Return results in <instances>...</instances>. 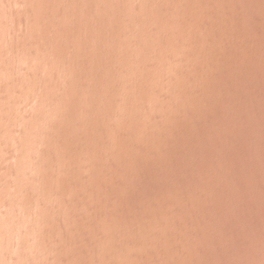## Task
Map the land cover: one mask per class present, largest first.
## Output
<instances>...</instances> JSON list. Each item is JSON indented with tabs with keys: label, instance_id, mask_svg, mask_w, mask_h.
Masks as SVG:
<instances>
[{
	"label": "rangeland",
	"instance_id": "374dc122",
	"mask_svg": "<svg viewBox=\"0 0 264 264\" xmlns=\"http://www.w3.org/2000/svg\"><path fill=\"white\" fill-rule=\"evenodd\" d=\"M39 1L0 0V264H264V0Z\"/></svg>",
	"mask_w": 264,
	"mask_h": 264
},
{
	"label": "bare ground",
	"instance_id": "6f19581e",
	"mask_svg": "<svg viewBox=\"0 0 264 264\" xmlns=\"http://www.w3.org/2000/svg\"><path fill=\"white\" fill-rule=\"evenodd\" d=\"M1 1H2V0H1ZM40 1L42 2V4H43L44 2H45V4H46V1H47V0H46V1H45V0H40ZM40 1H39V2H40ZM43 1H44V2H43ZM54 1H55V0H54ZM7 2H8V1H7ZM23 2H25V1H23ZM33 2H34V1H33ZM41 2H40V3H41ZM48 2H49V1H48ZM1 3H2V2H1ZM1 3H0V4H1ZM10 3H11V2H10ZM26 3H27V2H26ZM7 4H8V3H7ZM18 4H19V3H18ZM27 4H28V3H27ZM31 4H32V3H31ZM31 4H30V5H31ZM45 4H44L43 7H45ZM48 4H49V3H48ZM2 5H3V4H2ZM5 5H6V4H5ZM8 5H9V4H8ZM11 5H12V4H10V7H11ZM38 5H39V4H38ZM40 5H41V4H40ZM0 6H1V5H0ZM6 6H7V5H6ZM20 6H21V5H20ZM26 6H27V5H25V7H26ZM31 6H32V5H31ZM41 6H42V5H41ZM8 7H9V6H7V9H8ZM10 7H9V8H10ZM12 7H13V5H12ZM17 7L19 8L18 5H17ZM25 7H24V8H25ZM28 7H30V6L28 5ZM5 8H6V7H3V9H5ZM14 8H15V6L13 7V9H14ZM22 8H23V6L21 7V9H22ZM24 8H23V9H24ZM26 8H27V7H26ZM26 8H25L23 11H25ZM30 8H32V7H30ZM35 8H36V6H35ZM39 8H40V9H38V8H37V9L41 11V7H39ZM45 8H48V7H45ZM45 8H44V9H45ZM3 9H2V10H3ZM10 9H11V8H10ZM10 9H8L9 13H8V11L5 9V10L7 11L8 14H10V13L13 11V9H11L12 11H10ZM33 9H34V8H33ZM37 9H36V10H37ZM42 10H43V9H42ZM28 11H29V9L27 8V11H25V12L28 13ZM34 11H35V10H34ZM31 12H32V11H31ZM35 12H36V11H35ZM38 12H39V11H38ZM41 12L43 13V12H45V11H41ZM14 13H17V12H14ZM39 13H40V12H39ZM42 13H41V14H42ZM11 14H12V13H11ZM23 14H24V12H23ZM28 14H30V11H29ZM28 14H26V15H28ZM33 14H34V13H33ZM12 15H14V14H12ZM15 15H16V14H15ZM18 15H19V14H18ZM18 15H17V16H18ZM24 15H25V14H24ZM24 15H23L24 18H25V17L29 18L28 16H26V15L24 16ZM38 15H40V14H38ZM0 16H1V13H0ZM6 16H7V18H9L8 15H6ZM34 16H35V15H34ZM34 16H33V17H34ZM42 16H43V14H42ZM19 17H20V15H19ZM31 17H32V16H30V18H31ZM33 17H32L31 19H33ZM36 17H37V16H36ZM12 18H13V17H12ZM17 18H18V17H17ZM27 18H26V19H27ZM37 18H38V17H37ZM39 18H41V15H40ZM43 18H44V17H43ZM43 18H41V19H43ZM0 19H1V18H0ZM5 19H6V18H5ZM9 19H10V18H9ZM15 19H16V18H15ZM44 19H45V18H44ZM3 20H4V19H3ZM13 20H14V19H13ZM22 20H23V19H22ZM28 20H29V19H28ZM28 20H26V21H27V22H26L25 19H24L23 23L26 22V23H25V26H27ZM1 21H2V20H1ZM5 21H6V20H5ZM9 21H10V20H9ZM11 21H12V20H11ZM11 21H10V22H11ZM33 21H34V19L32 20V22H33ZM39 21H40V20H39ZM43 21H44V20H43ZM0 23H2V22H0ZM7 23H8V22H7ZM17 23H18V22H17ZM17 23H16V24H17ZM44 23H45V22H44ZM29 24H30V23H29ZM29 24H28V26H29ZM33 24H34V23H32V25H33ZM9 25H10V24H9ZM39 25H40V24H39ZM41 25H42V23H41ZM41 25H40V26H41ZM2 26H4V25H2ZM2 26H1V27H2ZM11 26H12V25H11ZM13 26H14V25H13ZM19 26H21V25H19ZM23 26H24V25L21 26V29H22V28H25V26H24V27H23ZM28 26L26 27L27 29L25 28L26 30H25V29H22V30L28 32L30 29H32V28H30V29L28 30ZM44 26H45V25H44ZM5 27H6V26H4V27L2 28V29H4V31H6L5 29H7V28H5ZM17 27H18V26H17ZM32 27H34V25H33ZM35 27H37V26H35ZM9 29H11V28H9ZM14 29H16V27H15ZM45 29H46V28H45ZM12 30H13V29H12ZM27 30H28V31H27ZM35 30H36V29H35ZM35 30H34V31H35ZM16 31H20V29H19V30H16ZM39 31H41V30H39ZM1 32H2V31H0V33H1ZM8 32H9V30H8ZM14 32H15V31H14ZM31 32H32V31H31ZM31 32H30V33H31ZM36 32H37V31H36ZM44 32H45V31H44ZM2 33H3V32H2ZM22 33H24V32H22ZM38 33H39V32H38ZM3 34H4V33H3ZM7 34H8V33H6V36H7ZM17 34H19V33H17ZM0 35H1V34H0ZM9 35H10V34H9ZM26 35H27V33H26ZM30 35H31V34H30ZM30 35H29V36H30ZM38 35H39V34H38ZM19 36H22V35H19ZM29 36H27V37H25V38L29 39V38H28ZM1 37H3V36H1ZM10 37H12V36H10ZM13 37H15V36H13ZM22 37H24V36H22ZM8 38H9V36H8ZM15 38H16V37H15ZM17 38H19V37H17ZM0 39H1V38H0ZM5 39H6V37H5ZM22 39H24V38H22ZM6 40L9 41V40H11V38H10L9 40H8V39H6ZM13 40H15V39H12V41H13ZM17 40H19V39H17ZM25 40H26V39H25ZM2 41H3V40H2ZM23 41H24V40H23ZM15 42H16V41H15ZM18 42H19V41H18ZM25 42L27 43L28 41H25ZM6 43H9V42H6ZM6 43H5V44H6ZM11 43H12V42H11ZM11 43H10V44H11ZM22 43H24V42H22ZM22 43H20L19 45H21ZM0 45H1V44H0ZM12 45H14V44H12ZM24 45H25V44H24ZM28 45H29V44H28ZM8 46H9V45H8ZM10 46H11V45H10ZM14 46L17 47L16 45H14ZM30 46H31V45H30ZM0 47H1V46H0ZM21 47H23V45H22ZM26 47H27V46H26ZM28 47H29V46H28ZM31 47H32V46H31ZM10 48H11V47H10ZM1 49H2V48H1ZM25 49H26V48H25ZM23 51H24V49H23ZM25 52H26V51H25ZM25 52H24V53H25ZM30 53H31V52H30ZM22 54H23V52H22ZM28 54H29V53H28ZM27 56H28V55H27ZM20 57H21V56H20ZM17 58H19V57H17ZM24 58H26V56H25ZM28 58H29V57H28ZM6 59H7V58H6ZM12 59H13V58H12ZM15 59H16V58H15ZM19 59H20V58H19ZM8 60L10 61V59H8ZM25 60H27V58H26ZM20 61H21V60H20ZM1 62H2V61H1ZM12 62H13V61H11V63H12ZM16 62H17V60H16ZM22 62H23V61H22ZM22 62H21V63H22ZM13 63H14V62H13ZM21 63H20V64H21ZM0 64H1V63H0ZM6 64H7V62H6ZM18 64H19V63H18ZM7 65H8V64H7ZM7 65H6V66H7ZM16 65H17V64H16ZM21 65H22V64H21ZM12 66H13V65H12ZM12 66H11V67H12ZM19 66H20V65H19Z\"/></svg>",
	"mask_w": 264,
	"mask_h": 264
}]
</instances>
